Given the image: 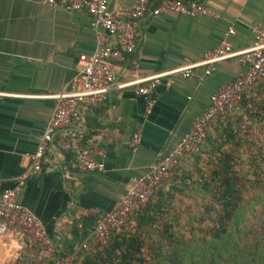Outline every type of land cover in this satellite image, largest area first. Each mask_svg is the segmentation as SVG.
<instances>
[{"label": "crops", "instance_id": "crops-1", "mask_svg": "<svg viewBox=\"0 0 264 264\" xmlns=\"http://www.w3.org/2000/svg\"><path fill=\"white\" fill-rule=\"evenodd\" d=\"M130 4L110 0L112 8ZM206 8L216 18L163 13L137 20L134 51L113 64L115 83L197 62L227 28L233 31L228 37L233 50L252 44V26L264 29V0H208ZM105 39L113 45L111 37ZM94 43L83 11L51 8L42 0H0V192L14 185L28 163L53 107L48 96L65 89L81 67L77 57L89 54ZM242 71L235 59H227L208 75L199 67L186 78H162L146 115L134 85L112 88L99 106L79 109L77 118L53 136L41 157L40 172L25 180L18 197L43 227L48 249L17 242L6 233L0 236V264H74L80 249L94 251L95 218L123 196L158 154L176 144L206 109L209 95ZM236 119L240 128L247 123L243 109ZM251 129L250 139L259 145L262 138L255 125ZM135 131L139 145L131 152L127 142ZM216 136L209 127L206 137L211 144ZM65 143L97 148L103 172L79 171L73 147L61 148Z\"/></svg>", "mask_w": 264, "mask_h": 264}, {"label": "built area", "instance_id": "built-area-1", "mask_svg": "<svg viewBox=\"0 0 264 264\" xmlns=\"http://www.w3.org/2000/svg\"><path fill=\"white\" fill-rule=\"evenodd\" d=\"M51 8L66 11H83L89 18L90 28L95 35L93 50L80 54L77 59L81 67L68 79L65 89L48 96L53 107L37 139L34 151L29 155L23 172L16 178L11 188L0 192V236L9 233L17 242L35 244L48 249L47 239L40 222L25 209L18 200L26 179L40 172L41 157L53 136L77 118L79 109H91L106 100L110 89H120L134 85V95L143 98V114L149 113L154 104L153 89L162 78H186L193 75L196 68H203L208 75L213 66L223 60L235 59L243 68L241 74L220 86L208 97V105L203 113L194 118L187 132L164 154H158L143 174L132 179L131 186L109 210L94 220L93 236L105 242L111 234L127 225L128 218L141 209L150 196L161 186L171 170L182 157L197 150L207 129L222 122L234 112L241 97L252 90L264 77V29L252 26V44L243 49L233 50L228 37L233 34L227 28L215 46L194 63L172 68L165 72L134 79L125 84H116L113 64L123 55L134 51L133 24L141 18L153 19L163 13L188 17L209 16L216 18L207 8L208 0H131L128 7H110V0H42ZM105 35L113 39V45L106 42ZM135 66V63L132 62ZM101 133V132H100ZM139 145V133L131 134L127 147L134 152ZM75 151L76 167L81 172H103L102 153L91 145L77 147L62 144V149Z\"/></svg>", "mask_w": 264, "mask_h": 264}, {"label": "trees", "instance_id": "trees-1", "mask_svg": "<svg viewBox=\"0 0 264 264\" xmlns=\"http://www.w3.org/2000/svg\"><path fill=\"white\" fill-rule=\"evenodd\" d=\"M263 80L264 77L241 97L234 112L222 122L210 126L217 135L214 144L205 134L197 150L189 154L194 159L193 163L200 158V153L210 155L207 172L197 168L193 171L178 170L177 164L165 190L159 187L145 205L128 218L124 228L111 234L103 243L97 241L94 251L80 249L73 263L151 264L154 261L160 264L162 258H166L169 264H177L173 258L182 243L173 230L177 219L170 202L176 193L183 194L191 189L206 196L208 202L203 206L206 212L214 209L210 202H215L219 216L216 228L218 232H223L245 193L264 183ZM241 109L247 123L240 128V122L233 117ZM251 124L255 125L258 136L262 138L259 145L250 139L253 133ZM242 154L247 155L246 158L241 157ZM235 166L238 167L236 170ZM192 172L196 173V178L192 177ZM248 177L252 179L248 180ZM214 237L218 238V234Z\"/></svg>", "mask_w": 264, "mask_h": 264}, {"label": "rangeland", "instance_id": "rangeland-1", "mask_svg": "<svg viewBox=\"0 0 264 264\" xmlns=\"http://www.w3.org/2000/svg\"><path fill=\"white\" fill-rule=\"evenodd\" d=\"M246 156L242 154L241 157ZM209 157L200 153V158L193 163V157L188 155L177 169L193 171L197 168L207 172ZM237 168L234 167L235 170ZM173 171L160 187L169 183ZM194 172L192 177L196 178ZM251 179L248 177V180ZM207 202L206 196L193 189L183 194L176 193L171 200L177 219L173 230L182 243L173 260L177 264H264V183L245 193L223 232H218L216 228L219 218L217 205L210 202L214 209L206 212L203 206ZM215 234L218 238L214 237ZM162 259L160 264H169L166 258ZM151 264H155L154 261Z\"/></svg>", "mask_w": 264, "mask_h": 264}]
</instances>
